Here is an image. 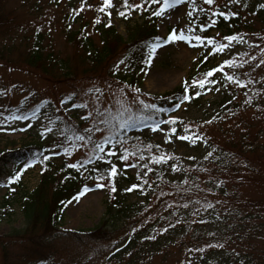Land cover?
Listing matches in <instances>:
<instances>
[{"label":"rangeland","instance_id":"374dc122","mask_svg":"<svg viewBox=\"0 0 264 264\" xmlns=\"http://www.w3.org/2000/svg\"><path fill=\"white\" fill-rule=\"evenodd\" d=\"M5 1L7 6L14 8L22 17V26H26V31L41 28L45 34L47 45L56 51H61L63 54L73 52V45L68 44L65 35V29H68V27L64 16L67 13H72L75 9V14L70 17L69 24L71 25L70 29L78 30L80 26V21L77 19L78 14L85 15L93 22L96 14L94 6H99L100 1L103 2V0H95L93 6L91 2L84 0ZM225 1L214 0L212 5L204 4V2L203 4L207 9L214 11L221 7ZM136 3H140V0H136ZM117 4L118 0H112L113 7L105 8L103 14H101L104 16V20L109 21L110 19L117 30L127 36L125 19L117 14ZM150 7L154 11L156 5ZM232 9L234 10L231 11L232 13L239 12L240 24L244 23L249 27V30H245L247 28L243 27L242 30L253 36L243 35V43L239 40L229 42L219 36L218 39H222L218 44L226 45L223 51H220L219 48L213 51L216 45H211L208 48L200 46L194 36L190 41H176L168 44L156 41L157 36L166 37L173 27L178 30L183 28L188 34L192 35L193 27L199 25L196 24L199 20H196L193 24L188 19L186 5L181 6L176 12H170L169 15H165L163 18L157 17L153 43H161V47L157 48L154 54H151V62L148 63L139 86H136L140 89L139 93L135 92L136 88L134 87L130 88L128 86L126 88V82L123 88L122 85H117V81L111 78L112 74L100 66L94 70L95 73H91L89 76L76 77V80L65 82L53 80L47 75L43 76L31 70L14 68L7 60H5L7 64L0 61V113L3 114L0 115V149L15 148L18 153L25 154L22 146L30 142L48 145L52 151L65 149L70 143L63 144L59 143L58 140L60 139L59 133L63 129L62 116L64 114L72 116L73 122L82 123L87 127L91 120L82 121L81 117L97 106V97H100L99 105L101 107H110L115 110L124 105L130 107L132 111L141 110V112H145L148 109H143L141 105L134 103L137 97L146 103L152 104L153 99L150 95L173 90L185 79H188L191 86H193L190 99L182 102L175 112L166 110L165 120L155 122L167 121L169 117L187 118L188 124L181 131L185 132L186 130L188 133L200 134V139L196 144H192L190 139L185 141L176 138L181 136L178 134L181 131L177 129L176 123L173 125L176 128L175 134L167 131V128L173 127L167 124L161 125L166 129L164 132H153L150 130L149 125L130 128L126 132L132 138L138 137L140 142L143 141L151 145L159 144L160 150L153 149L150 151L153 155L177 156L180 162L189 165L192 164L195 158L200 159L209 156L214 145L204 137H209L214 142L215 137L218 136L219 127L215 126L213 121V117L218 112H223L224 118L229 120H221V123L217 120V124L219 122L225 130L231 133L250 130L253 124L260 123L264 119V108L248 107V100L243 102L244 106L237 107L234 105L228 108V101L230 100L228 91L230 90L227 89L224 83V72H220L219 69L216 71V83H211L207 89L203 87L207 86L206 83L203 86L199 83H193L194 81H205L207 78H212L208 75L209 70L202 72L200 75H198L199 72L192 73L193 70H197L202 65L205 57L210 58V69L212 67L215 69L225 59H228L231 61L230 65H224L223 67L226 69L229 66V74L246 84H252L256 80L260 91H264V85H262L264 83V63H262L264 62V51H261V49H264V0H239V3L232 0ZM107 12H111L110 17ZM138 13L131 12L128 22H131V24L136 21L142 22L150 14L148 11H142V15ZM208 13L211 15V12L208 11ZM101 14L98 13V15ZM90 31L91 33L94 32L92 28ZM213 32H217V30L214 28ZM93 36L97 39L96 33ZM204 50H207L205 55L203 54ZM124 52L121 53V49L119 50L118 54H121L119 57L117 56L118 58L116 57L115 62L122 56L124 57ZM113 62H111L112 65L115 64ZM115 66H119L117 69L124 70L121 62H117ZM206 81H209V79ZM96 88L101 89V91L96 92ZM89 89H93V91H89ZM241 91L244 93L246 90L242 89ZM195 92L200 94L195 95ZM73 93L76 95L72 100H65L66 96ZM61 101H64V103L61 104ZM81 103H86L88 107L86 109L72 107L73 104ZM10 115L13 118L7 119ZM21 115L26 116L27 119L15 118ZM185 123L181 122L180 127ZM46 129H51V131H46ZM90 135L92 139L100 138L98 133H90ZM169 136L173 138L169 140ZM85 143L83 141L80 144ZM127 145L130 146L132 143L127 142ZM91 152V144H87L86 147L74 146L72 160L87 156ZM62 153H52L53 161L58 164L61 163ZM148 153L144 152L143 154L147 156ZM118 155L119 152L117 157ZM7 160L5 164L4 161H0V167H2L0 169V236L4 238L0 245V264H159L161 254L158 257L147 256L138 263L130 262L135 261L136 256L140 257L143 252H148L149 250L146 247L134 248L133 256L135 259L133 260L128 259V255L121 260L118 259L116 255L123 252L122 244L125 242L126 234L118 235L116 233L114 239L99 241L87 237L88 231L100 225L105 215L108 195L105 186L99 187V184L86 185L87 190L84 186L75 198L68 203L59 227L54 232V240L48 239L49 242L42 243L48 253L40 257L38 249L43 250V247H32V245L34 243L39 244L38 241L44 240L41 238L42 232L33 231L32 234H25L28 220L20 201L25 192L34 189L38 185L41 161L38 158L34 159L33 164L21 173L19 185L16 181L8 183V177L14 175L15 160H9V158ZM110 165H115L118 168L119 181L126 180L129 182L125 185L129 188L134 175L137 173L136 168L123 167L124 162L119 161L117 158L111 159L109 167ZM172 178L175 181L184 182L185 175L175 171ZM238 188L251 197L264 196V183L260 179L241 181L238 183ZM9 190H16L17 192L13 193L15 198L12 201L10 210L5 212L3 202ZM128 200V203L137 202L139 205H143L145 197L142 193L133 190L128 195ZM208 203L211 205L217 204V200L208 198ZM150 206L147 209L148 216H146L149 220H151V214L153 215L155 207L153 202ZM240 209L244 210L245 208H238V210ZM195 227L196 230L205 233L223 232L226 229V226L220 221L198 223ZM77 230L83 232L77 233ZM169 238V236H163L161 240L165 242ZM3 242H5V247ZM32 248L37 249V251H33ZM6 249L7 252H5ZM169 250L166 255L168 263L172 264L175 258L180 257V254H177V246L171 247ZM224 256L227 257V253ZM48 257H51L48 263L38 261Z\"/></svg>","mask_w":264,"mask_h":264},{"label":"trees","instance_id":"16d2710c","mask_svg":"<svg viewBox=\"0 0 264 264\" xmlns=\"http://www.w3.org/2000/svg\"><path fill=\"white\" fill-rule=\"evenodd\" d=\"M84 1H89L94 6L95 0ZM5 2V0H0V61L6 62L7 60L14 68L31 70L43 76L47 75L53 80L65 82L76 80V77L89 76L95 73L94 70L100 66L107 69L112 74L111 78L117 81V85H122V88L125 87L126 81V88L139 85L145 60L150 52L148 45H150V38L154 31V18L143 19L142 22L136 21L134 24L128 22L129 19L125 20L127 36H123L113 23L109 24L98 15L102 13L99 11L103 5L102 1L99 2V6H94L96 14L93 22L85 15L79 14L78 30L69 28V14L67 13L64 16L68 27L65 29V35L68 44L73 45V52L63 54L47 45L41 28L26 31V26H22V17ZM122 4L123 0H119L117 4L119 11L122 10ZM129 4H133V0H129ZM226 8L230 10L231 4H226ZM126 16L129 15L126 14ZM218 21L220 26L227 25L230 21L232 26L236 27L232 29L229 26L228 35L238 34V30L243 31L242 27L249 30L248 26L243 24L241 26L237 18L234 20L230 17H220ZM91 28L94 30L92 34L90 33ZM94 33L97 39L93 36ZM120 49L121 53L125 51L124 57L122 56L115 62L116 57L121 54H118ZM113 61L114 66L111 63ZM117 62L123 64L124 70H117L118 67L115 66ZM109 67L111 69H108ZM186 88L188 89L187 83L184 82L173 90L150 95L153 99L152 104H156L158 108L174 109L179 104L177 98L185 96ZM259 99L261 106H264V98ZM163 113L154 114L152 109L143 112L145 117L151 116L152 119L162 117ZM148 121L150 120L145 118L144 123ZM182 122H186L182 128L188 124L187 120H182ZM219 122L217 124L215 118L214 123L219 127V134L215 137L214 143L218 144L220 152L215 151L209 159H195L193 166L182 164L174 157L180 172L187 175L191 186L173 182L170 166L166 165V162L157 164L150 157H146L141 164L153 171L138 167L139 178L134 180V183L143 185L140 189L145 195V204L140 206L137 202H127L129 193L122 188L127 181L115 191L109 190L110 198L106 202L105 217L101 224L87 236L91 237V240L99 241L114 239L116 233L126 234L130 244L127 243V248L122 255H118L120 260L128 254V259H135L133 249L136 247H146L149 250L143 252L140 257L136 256L135 261H130L131 263H138L147 256L158 257L161 254L159 264H170L166 254L170 251L169 248L178 245L185 251L179 264H236L241 258L242 264H264L262 245L264 243V223L262 221L264 196L251 197L238 188V183L244 180L260 179L264 183V119L260 123L253 124L251 131L246 130L235 134H229L227 130H223ZM73 130H78L83 134L80 124L69 121L65 129L67 133L64 135L65 141L76 142ZM23 148L27 151L29 158L42 155L44 151L42 147L32 142L24 144ZM17 151L15 148L0 149V161H4V164L8 161L7 158L16 161L14 173L19 171L20 165L24 163L22 155H18ZM87 159L90 161L97 159L93 150ZM98 165L101 164L95 163V167L89 168L88 171L87 167L83 173L81 169L70 167L68 161L58 166L45 160L40 183L35 189L23 194L21 204L28 220L25 234L40 231L42 232L41 238L44 239L38 241L39 244L32 245V247H43V250L38 249L40 257L48 253L42 243L49 242L48 239L57 230L64 216L67 202L83 183L98 176ZM100 170L103 171V167ZM146 171L147 175H144ZM12 193V191L8 192L4 199L5 210H9L12 206L14 200ZM208 197L219 201L218 209L211 208L217 211L221 219L232 220L225 235L198 234L189 238L187 235L179 237L175 232L176 229L182 225L184 226L181 228H184L195 221L196 205L199 201L207 200ZM154 201L155 214L151 221H146V209ZM242 207L245 209L238 210ZM140 219L149 223L136 228L135 224ZM160 230H166L167 234L172 231L169 242L161 240V237L168 235L159 232ZM3 240L4 238L0 236V245ZM231 244L242 246V249L237 254H232V258L223 256V250L219 248H225ZM3 246L5 247V242ZM32 250L37 251L35 248ZM172 264H178V258H175Z\"/></svg>","mask_w":264,"mask_h":264},{"label":"snow or ice","instance_id":"6c2138e0","mask_svg":"<svg viewBox=\"0 0 264 264\" xmlns=\"http://www.w3.org/2000/svg\"><path fill=\"white\" fill-rule=\"evenodd\" d=\"M204 4L207 5H212L214 3V0H203ZM237 3H239V0H236ZM228 3L231 4L232 0H228ZM152 5H156V8L154 11L151 10ZM186 5L188 11H187V16L190 21L194 24L196 21L193 19V14L197 11L199 12H205L206 9L202 6L197 5V0H140V3H133L129 4V0H123L122 4V10H120L117 14L119 16L125 17L126 14L130 15L131 10L135 9L137 11H148L151 16L154 17H160L163 18L165 15H169L170 12H176L179 10L181 6ZM113 7L112 5V0H103V5L99 9V11L103 12L105 8H111ZM207 11L211 12V15L214 17L219 15L222 17H227L229 14L227 12H221L219 8L215 9L214 11L211 9H208ZM107 15L110 17L111 12H107ZM231 15H237V13L233 12ZM169 18H171L169 16ZM109 24H111V20L109 19L108 21ZM159 27V25H158ZM199 27L203 29L204 27H207L205 24H200ZM39 30V29H38ZM195 30H192V35L188 34L185 29L180 28L179 30L175 27L172 28L170 32L167 33L166 37H161L157 36L155 39L156 41H162L163 44H168L171 42H176V41H190L193 38L196 41H198L200 44H203L205 39H207L209 44L216 45V41L212 38H202L200 35H195ZM226 41H233V40H239V42L243 43V37H240L239 34H231L227 35L224 37ZM149 49L152 51V53H155V50L159 47H161V43H152L148 45ZM226 45H219V50L223 51ZM216 48H213V51H215ZM261 51H264V49H261ZM207 59V57H205ZM251 59V58H250ZM151 62V56H149L148 59L145 60V63H150ZM231 61L228 59H225L221 65L218 66L220 72H224V65H230ZM247 63V61H245ZM264 63V62H262ZM217 69H212L208 75L211 76L213 72H216ZM225 78L228 80H233L234 78L230 75H228L226 72L224 73ZM207 81H194L193 83H199L201 86H203ZM212 83H216V81L213 79L211 81ZM237 84H240L241 81L235 80L234 81ZM89 91H93V89H89ZM96 92H100L101 89L96 88ZM187 91V88L185 89ZM136 93L140 92L139 88L135 89ZM195 95H199V92H195ZM75 93L70 94L65 97V100H72ZM190 99L188 95H185L183 97L184 101H187ZM99 100L100 97H97V106L93 108L92 111L86 112L82 117V121H88L91 120V123L84 128L83 134H81L80 131L78 130H73L74 133V139L76 141H84L86 142L85 144H76V147H86L87 144L92 145V150L93 154L100 160H108L110 161L113 158H117L119 161L124 162V167H132V168H137V167H144L147 168L146 165H143L140 163V161L143 159V151L141 150L144 147H148L147 145H143L138 137L131 138L135 139L136 143L132 145H127V140L130 139L126 133L125 129H130V128H136L137 126L143 125L145 118L151 120L152 117L148 116L145 117L143 112L136 110L132 111L130 107H125L124 105H121L118 109H113L110 107H101L99 105ZM61 104L64 103V101L60 102ZM134 103H138L139 105L142 106L143 109H152L154 111V114L156 112H164L165 109L163 108H158L156 104H151V103H146L144 100L139 99V97L136 98ZM180 105H177L179 107ZM72 107L75 108H83L86 109L88 105L86 103H81V104H73ZM0 115H3L0 113ZM13 117L10 115L7 117V119H12ZM16 119H27L26 116H17L15 117ZM178 118L177 117H169L167 121H160V122H153L152 125H149V128L151 131L156 132H164L166 129L161 127L162 124H167V125H175V122ZM50 123H52L50 121ZM46 131H51V129H46ZM167 131L170 133L175 134L176 133V128L170 127L167 128ZM90 133H98L100 134V141L96 142L95 140L92 139ZM106 133V135H105ZM60 135H67V133L61 131L59 133ZM173 137L169 136L168 139L171 140ZM177 139L180 140H191L192 144H196L197 141L200 139L199 135L196 134H189L186 130L183 135L176 137ZM153 147L159 148L160 145L156 144ZM65 153L68 155H71V152H69L68 148L64 149ZM119 152V155L117 157V153ZM211 155V153H209ZM133 157L136 158V164H131L129 163V158ZM151 160L154 161L157 164H162L168 161L170 158L165 156V155H151ZM49 156L46 155L44 156V160H48ZM207 159V157H205ZM30 164H25L24 168L29 167ZM70 167H77L76 164H71ZM171 169L174 171H179V169L176 168V165L172 164ZM22 168L20 171H17L15 175H12L8 177V183H12L13 181L17 180L21 172L24 170ZM147 171H153L151 168H147ZM147 171L144 173V175H147ZM139 175V173H137ZM117 175V167L115 165H110L108 171L106 173H98V178L100 180H104L105 177H108V181L111 183L114 177ZM99 187H103L105 185L99 184ZM137 188H143V185L139 184H132L129 188L125 189V191H132ZM85 190H87V186H85ZM115 191V188L113 187L112 189ZM82 194V193H81ZM211 207V205H209Z\"/></svg>","mask_w":264,"mask_h":264}]
</instances>
